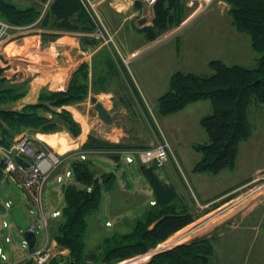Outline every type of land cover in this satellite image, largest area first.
<instances>
[{
	"label": "trees",
	"instance_id": "16d2710c",
	"mask_svg": "<svg viewBox=\"0 0 264 264\" xmlns=\"http://www.w3.org/2000/svg\"><path fill=\"white\" fill-rule=\"evenodd\" d=\"M224 1L228 3L233 28L249 36L250 47L257 54L254 65L244 66L214 58L208 62L209 74L174 71L167 90L156 98L157 111L162 115L175 113L196 101H209L210 112L199 120L207 140L192 143L193 149L200 154L192 171L209 174L234 166L239 143L251 134L250 105L264 104V0ZM44 3H47L45 8ZM153 10L152 24L142 28L148 40L178 24L184 15L180 0H157ZM0 18L15 27L40 28L42 43L56 39L62 31L82 34L80 40L87 45L100 41L89 35L95 23L85 0H37L24 6L12 0H0ZM104 63L106 70L102 74L99 72L98 77V73L96 76L94 73L95 65H92V80L89 81V65L81 62L72 72L65 89L43 87L36 102L24 104L20 109L5 108L4 105L21 98L26 89L23 85L8 84L0 67V146L8 147L14 136L25 130L49 133L65 128L77 136L81 131L80 124L64 106L85 100L91 88L97 89L96 82L106 84L108 78L118 75L110 58ZM131 85L151 120L143 100L133 83ZM104 88L105 85L100 86V89ZM132 147L89 134L80 151H107L105 154L118 163L121 154L112 151ZM86 155L71 160V181L62 186L64 205L55 217L56 221L54 219L55 224L50 225L52 238L68 252L65 256L52 257L50 264H114L155 248L193 221V214L183 204L175 186L160 179L156 167L140 165L154 202L136 216L128 231H113L94 248L85 251L86 216L98 210L102 192L111 191L119 176L115 171L97 172ZM213 251L212 239L196 237L157 250L142 264H209ZM19 264L33 262L25 258Z\"/></svg>",
	"mask_w": 264,
	"mask_h": 264
},
{
	"label": "rangeland",
	"instance_id": "374dc122",
	"mask_svg": "<svg viewBox=\"0 0 264 264\" xmlns=\"http://www.w3.org/2000/svg\"><path fill=\"white\" fill-rule=\"evenodd\" d=\"M12 1L24 6L37 0ZM90 1H97L98 4L95 5V9L101 16L113 41L112 28L109 27L110 25L107 23V17L104 13L106 12L108 17H113L111 9L108 8V3L106 4V1L110 0H104L100 3L99 0ZM117 1L125 3L129 0ZM142 2L144 8L139 13L149 19L152 17V6L147 5L144 1ZM193 5H197L198 11H200L194 19L178 33L174 34L172 32L173 35L168 33L167 36L170 37L166 40L144 47L127 63V69L131 77L137 84L139 91H142L144 95H141V97L149 105L150 109L147 108V110L151 120L146 116L142 105L139 107L135 102L131 106V103H127L132 96L128 85H126V90L121 85H111L115 95L112 102L109 101L107 96L100 93H91V96H87L85 100L74 107L82 113V117L78 116L80 121L87 122L92 129L91 133L103 139L110 140L112 137L110 134L111 128L116 125L121 126L125 132L141 133L140 137L143 145H151L160 139L165 140L168 144L169 157L162 166L158 167L157 175L160 179H167L175 186L183 204L187 205L194 216L192 222L173 233L155 248L114 264H142L149 260L153 251L172 247L196 237L212 239L214 251L209 264H264V192L254 199L252 197L250 200L240 201L232 205V202L236 201V197L240 195L246 185H250L257 177L264 175V104L252 103L250 105L251 134L239 143L234 166L224 168L216 174L192 171L194 163L200 156L193 149L192 143L207 140V134L200 125L199 120L203 115L210 112L209 101L201 100L190 103L185 108L168 115H162L157 111L156 96L167 90L169 78L174 71L209 74L208 62L211 59H208L218 56L225 58L227 63H238L244 66H252L255 63L257 54L248 45L250 43L249 36L235 31L231 23L229 24L230 16L226 11L228 10L226 1L211 0L205 6L199 0L194 1ZM43 7L45 8V3ZM112 20H116V17L114 16ZM130 28V23H127L121 33H128ZM32 29L33 26L15 27L11 25L9 35L3 41V44L14 38H18L17 42L19 43L22 36L34 33ZM176 34L178 35L175 36ZM235 35L247 39L243 41L244 46L242 49L240 48L238 54L236 52L232 54L233 51H230V46L234 45V40L231 38ZM205 36L209 37L207 45L203 39ZM177 40L180 46L179 53L176 52L178 50L176 49ZM218 41H222L221 48L217 45ZM238 43L242 46V40ZM203 44L207 48L205 52H203L204 48L200 47ZM219 49L221 50L220 54ZM222 55L229 57L226 58ZM32 60L34 58L30 61ZM35 61H37V58H35ZM97 84L99 82H96ZM121 88L122 90H120ZM119 93L121 97H119ZM92 96L104 102V106L108 109L112 118L111 124L104 122L98 116L93 107ZM133 106H136L139 111L143 110L142 113L139 112V118H137ZM72 110L74 112L73 108ZM158 126L162 129L160 135H157ZM126 128L129 130H126ZM62 130L64 129L61 128L59 131ZM29 134L31 133L29 132ZM38 137L44 139L39 134ZM46 140L53 145L56 142L53 135ZM88 154L90 153H87L86 156L90 157L94 163L93 168L97 172L115 171L119 176L117 184L111 191L102 192L98 210L86 216L88 231L85 251L94 248L105 235L113 231H128L136 216L140 215L154 198L146 178L139 169L140 165L137 160L127 162L125 160L126 154L123 153L118 163H116L114 160L109 159L105 153H94L90 156ZM63 166L71 168L69 162L64 163ZM123 171L126 173V181L131 185L130 188H125V183L120 178ZM248 173L253 174L245 180H241L231 187L229 186L230 188L224 189L226 185ZM67 182L59 183L52 176L45 189L44 201L45 208L49 211L48 231L50 239H52L50 225L55 224L56 221L55 217L50 216L51 211L48 208L51 204L50 194L54 190L58 191L59 197H57L55 206L58 210H61L64 205L61 186ZM222 195H225V199L222 197L219 201L217 200L218 202L214 201L209 204L210 201ZM225 200H227V203L220 206V202ZM6 202H9V206H5ZM0 203L5 206V209H0V246L5 248L9 257L17 256L23 252V233L31 225H34L37 229V244L39 245L45 240V231L41 227L37 213L31 211L29 200L23 190L4 177L0 179ZM206 204L207 206H205ZM249 212H251L250 215ZM3 222H6L9 226L2 227ZM106 222L110 224H106ZM6 236L10 237L11 241H6ZM53 240L57 245L56 250L60 251L61 247L54 238ZM67 252L68 250L63 248V253L59 252L51 256L47 264H50L52 257L65 256ZM27 253L28 249H25V254Z\"/></svg>",
	"mask_w": 264,
	"mask_h": 264
},
{
	"label": "crops",
	"instance_id": "0c3cea01",
	"mask_svg": "<svg viewBox=\"0 0 264 264\" xmlns=\"http://www.w3.org/2000/svg\"><path fill=\"white\" fill-rule=\"evenodd\" d=\"M142 1L143 0H129V1H126L125 3L123 1H117V0L106 1V4L108 3L109 5L108 8H110L111 12L113 13V17L114 16L116 17V20H112L113 17H108L106 12H104L107 17L106 21L110 25L109 27L112 28L111 32L113 34V41L109 43L99 41L94 45H87L85 43H82V41L80 40L81 39L80 37L82 36V34L77 33V32H69V31L59 32L60 34L56 39L42 43L41 34H40L42 30L35 26H33V29H32L34 33L22 36L20 38L19 43L17 42L18 38H14L13 40L8 41L5 44L1 43L0 44V67H2L3 69L2 75L5 77L6 82L8 84L23 85L26 89L24 95L21 98L17 99L14 102L7 103L6 105H4V107L11 108V109H20L24 104L36 102L39 91L43 87L50 89V90L65 89L68 85L72 72L78 67V65L81 62H84V61L87 62L89 65V81H91L92 80V65H95L94 73H95V76L98 73L96 76L98 77L99 72H101L102 74L106 70V66L104 63L106 58L111 59L112 63L114 64V66L116 67L118 71V75L116 77L108 78L106 84L105 83L97 84L96 90L91 88L89 90L88 96H91V93L93 94L100 93L101 95L107 96L109 98V101L112 102L114 100L115 95L111 89V85H114V84L121 85V87L125 90L127 89L126 85H128L129 89H131L132 96L127 101V103H131V106H132V104H135V102H137L138 106L141 107L139 100L135 95V91L132 88L131 83H133V85L135 86L140 97L141 95L142 96L144 95L142 91L141 92L139 91L137 84L131 77L127 69V63H129V61L134 56H136L139 52H141L144 47H149L155 43L166 40L168 37H170V36H167L168 33H171L170 35H173V33L175 34L176 32L178 33L179 30H181L184 26H186L192 19H194L197 16L198 13H200V11H198L197 5L196 6L193 5L194 1H199V0H180L184 8V15L182 19L180 20V22L162 31L154 39L148 40L146 37V33L142 28L152 24L154 10L152 9L151 11L152 17L149 19H147L143 14H140L139 12H141V10L144 8ZM219 1H224V0H219ZM98 2L99 3L104 2V0H99ZM45 6H46V3H45ZM127 23H130V26H131L130 31H128V33L122 34L121 30ZM131 30L133 31L131 32ZM177 35L178 34H176L175 36ZM233 37L231 39L234 40L233 42L234 45L230 46V49H231L230 51H233L232 54H235V52L236 54H238L240 53V48L242 49L244 46L243 41H245L246 37L240 38V37H237L236 35ZM208 38H209L208 36H205L203 38L205 40L204 43L206 45L209 43ZM240 40H242V46L238 43V41ZM221 43L222 41L217 42V45L219 46V48H221V45H220ZM248 45L250 46V43H248ZM179 47L180 46L177 40V44H176V49H178L176 50L177 53H179ZM200 47L204 48L203 52L207 50L204 44ZM218 51L220 54L221 50L219 49ZM223 57H226V56H223ZM32 58H34V60L30 61ZM35 58H37V61H35ZM213 58H219L226 62L225 58H222L220 56L213 57ZM213 58H209L208 60L213 59ZM101 85H105L104 90L100 89ZM122 88L120 90H122ZM120 95L121 94L119 93V97H121ZM141 99L143 100L142 97ZM78 103L69 104V105L64 106V108L69 110L73 118L80 124L81 131L77 136L72 135L65 128H63L64 130L62 131H54V132H49V133H42L38 131L34 132L30 130H25L20 133L26 132L29 134L30 132L31 134L29 135L32 139V143L36 146L40 144H44L59 153H64L67 151H71L72 153L77 152L78 150H80V146L85 142L88 135L92 134L91 133L92 129L91 127H89L88 123L87 122L83 123L82 121H80L78 117V116L82 117L81 111L78 110L77 108H74ZM102 103L103 105H105L104 102ZM144 104L146 108L150 109L148 107L149 105L147 102L146 103L144 102ZM72 108L74 109V112ZM133 109H134L135 114L137 115V118H139L140 116L139 112L142 113L143 110L140 109L141 111H139V109L136 106L135 107L133 106ZM122 110L124 111V109ZM126 130H129V129L126 128ZM157 130H158L157 135H160L162 129L158 126ZM129 132H125L121 126L118 127L115 125L111 128L110 134L112 137L108 141H111V142L120 141L122 143L134 146L129 149L150 147L154 144L153 143L151 145H143L141 143V137H140L141 133H133V132L129 133ZM18 134H16L14 138ZM38 134L43 136L44 139L38 137ZM51 135H53L56 140L54 145L46 140ZM97 137L99 136L97 135ZM101 153L103 152L101 151ZM92 154L94 153H91V155ZM68 162L70 164L71 161L67 160L66 163ZM157 170L158 168L156 169V171ZM252 174L253 173L242 175V177H239L232 183H229L228 185H226L224 189L230 188L232 185H235L237 182L241 180H245L247 177L251 176ZM67 181L69 182L71 180H67ZM163 181L166 183H170L168 182L167 179H163ZM244 183L246 184L247 181ZM61 192H62V186H61ZM224 196L225 195H222L221 197L214 199L213 201H210L209 204L214 201L218 202L219 199H222V197L223 199H225ZM57 197H59L58 191L57 190L52 191V193L50 194L51 204H50V207H48L50 211L54 209H58L55 206ZM224 203H227V200H225L224 202H220L219 205L221 206ZM205 206H207V204ZM250 214L251 212H249V215ZM2 227H3V223H2ZM247 227L250 228L249 226ZM56 246H57L56 242L52 238L49 242V250L52 256L56 255L59 252L63 253V248H60V251H58L56 250L57 249ZM28 252H29V249H28ZM26 255L27 254H25V249H23L22 253H20L17 256L13 255V257H9L8 261L12 264H18L20 261H22V259L25 258Z\"/></svg>",
	"mask_w": 264,
	"mask_h": 264
},
{
	"label": "built area",
	"instance_id": "2783aa9c",
	"mask_svg": "<svg viewBox=\"0 0 264 264\" xmlns=\"http://www.w3.org/2000/svg\"><path fill=\"white\" fill-rule=\"evenodd\" d=\"M49 1V0H47ZM147 5L153 6L157 0H143ZM205 6L209 4L211 0H200ZM88 11L91 12L95 27L93 31L89 33L90 36L103 41H112V36L107 30L104 22L95 9L97 1L85 0ZM47 4V3H46ZM11 25L0 18V44L8 37L9 29ZM89 153H100V150H90ZM103 153L107 151H102ZM125 153V160L127 162H133L137 160L139 165L145 167H160L169 157L168 144L165 140H157L152 146L144 148H135L129 150L112 151ZM86 151L71 152L67 151L59 153L51 149L50 147L40 144L38 146L32 143L30 135L26 132L18 134L8 147L0 146V162L2 177L12 181L17 187H19L25 193L29 200L31 211L37 213V218L41 223V227L45 231L46 238L41 244L37 243L32 252H28L25 258L33 260L34 264H47L51 258V252L49 250L50 236L48 231V214L49 211L45 208L44 193L49 179L54 176L57 182H63L71 179V168L63 167L67 160L80 157L85 158ZM17 158L21 159L18 160ZM63 167V168H62ZM250 185H246L243 191L236 201L232 205L250 200L252 197H258L264 192V175L257 177L256 180ZM154 201H150L153 203ZM5 206H9V202H6ZM60 214V210L54 209L50 212L51 217H57ZM106 224H110L106 222ZM8 226L6 222H3V227ZM27 230H34L37 234V229L34 225H31ZM6 241H11V238L6 236ZM22 247L28 249L27 241L24 239ZM9 255L3 246H0V264H12L9 261Z\"/></svg>",
	"mask_w": 264,
	"mask_h": 264
},
{
	"label": "water",
	"instance_id": "95a60500",
	"mask_svg": "<svg viewBox=\"0 0 264 264\" xmlns=\"http://www.w3.org/2000/svg\"><path fill=\"white\" fill-rule=\"evenodd\" d=\"M91 100L93 102L94 109L98 113V116L104 122L111 124L112 118H111L108 110L104 107L103 103L101 101L97 100L96 97H94V96L91 98ZM120 178L125 183V185H124L125 188H130L131 185L126 181V173L124 171L120 174ZM4 208H5L4 205L0 203V209L3 210ZM23 237L27 241L29 251L32 252L36 246V243H37L36 232L34 230H27L26 229V231L23 233ZM156 251H153L152 254Z\"/></svg>",
	"mask_w": 264,
	"mask_h": 264
},
{
	"label": "bare ground",
	"instance_id": "6f19581e",
	"mask_svg": "<svg viewBox=\"0 0 264 264\" xmlns=\"http://www.w3.org/2000/svg\"><path fill=\"white\" fill-rule=\"evenodd\" d=\"M124 264V263H123Z\"/></svg>",
	"mask_w": 264,
	"mask_h": 264
}]
</instances>
